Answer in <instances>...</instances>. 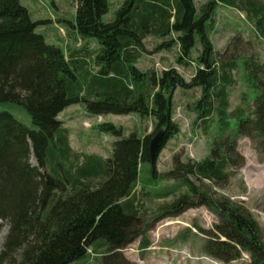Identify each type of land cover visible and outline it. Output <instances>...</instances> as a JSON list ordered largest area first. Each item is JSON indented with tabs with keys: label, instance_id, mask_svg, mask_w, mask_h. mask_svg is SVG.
I'll list each match as a JSON object with an SVG mask.
<instances>
[{
	"label": "trees",
	"instance_id": "obj_1",
	"mask_svg": "<svg viewBox=\"0 0 264 264\" xmlns=\"http://www.w3.org/2000/svg\"><path fill=\"white\" fill-rule=\"evenodd\" d=\"M77 2L75 22L69 27L80 38L95 40L94 51L84 46L68 53L47 44L36 32L44 23L32 21L20 0H0V108L20 107L32 123L29 128L0 111V232L3 225L9 229L1 259L6 264H74L90 259L89 252L110 253V264H118L121 257L116 252L130 244L142 222L135 190L144 165L150 166L145 186L157 183L155 161L149 154L152 136L124 137L122 128L104 124L101 129L117 138L111 157L78 154L59 120L70 106L83 104L89 115L98 117L134 113L153 117L156 132L165 131L163 147L178 132L172 112L174 93L197 88L201 90L198 121L216 120L218 138L228 136L233 128L235 135L257 138L264 153V80L257 76L264 66L247 65V70L255 68L250 75L256 92L252 114L229 113L228 88L235 65L217 60L208 34L217 4H223L244 12L264 37L262 0L210 1L201 9L194 0H125L110 23L103 21L110 0ZM148 36L166 40L162 48L177 45L189 60L199 39L202 49L190 83L175 70L158 77L136 66ZM219 148L221 144L204 161L189 162L170 173L184 179L203 204L207 203L204 194L188 178L227 180L229 155H218ZM32 158L37 167L31 165ZM190 199V194L184 195L171 212L181 211ZM219 208L226 228L234 230L230 240L237 244L216 242L210 247L211 256L232 262L239 258L240 248L251 255L250 264H264V245L255 221L225 204ZM222 234L230 237L226 231Z\"/></svg>",
	"mask_w": 264,
	"mask_h": 264
},
{
	"label": "rangeland",
	"instance_id": "obj_2",
	"mask_svg": "<svg viewBox=\"0 0 264 264\" xmlns=\"http://www.w3.org/2000/svg\"><path fill=\"white\" fill-rule=\"evenodd\" d=\"M77 1L20 0L29 11L32 21L44 23L36 32L45 37L47 44L60 47L68 53L69 49L80 51L84 46L94 51L97 44L95 40L82 39L69 27L68 23L75 22ZM194 1L197 8L201 9L210 1L217 0ZM124 2L110 0V9L103 21L112 22ZM210 27L208 34L217 60L235 65V70L231 72L233 83L228 88V112L244 110L249 117L254 109L256 92L250 82V75L255 74V68L247 70V65L264 66V37L244 12L223 4H217ZM164 41L148 36L144 41L145 53L140 56L136 66L158 77L165 71L175 70L185 82L190 83L197 70L195 59L202 49L199 39L192 52V60L183 58L177 45L170 49L160 47ZM89 63L92 65L91 70L96 72L92 62ZM257 76L264 80V72L257 73ZM200 97L201 90L197 88L178 89L173 95V121L178 132L163 147L161 145L154 159L156 184L145 186L148 185L145 173L150 172V166L142 167L140 183L135 190L142 222L130 244L116 252L121 257L118 264H250L251 255L240 248L239 258L232 262L224 263L211 256L210 247L216 242H228L232 246L237 244L230 240L234 230L226 228L228 223L224 211L219 208L222 204L255 221L264 245V153L261 142L257 138L235 135V128L228 136L218 138L216 120L198 121L196 103ZM2 110L11 113L25 126L32 127L30 118L20 107L3 106L0 108ZM59 120L68 130L70 145L76 153L104 160L111 157L117 138L102 130V125L110 123L122 128L124 137L131 134L140 138L151 135L152 140L161 131L156 132V120L153 117H141L135 113L92 116L86 112L83 104L68 107ZM217 144L222 147L218 149V155H229L228 179L210 182L192 176L188 178L191 186L204 194L207 203L203 204L199 194L189 191L184 179L174 178L170 173L181 165L202 162L211 157ZM31 165L38 166L34 158L31 159ZM186 194H190L192 199L181 211L172 213L170 207L177 206ZM222 230L230 237H224ZM8 232V227L3 225L0 232V264H6L1 255ZM20 253L17 255L18 261ZM89 256L90 259L74 264L112 262L110 253L97 256L89 252Z\"/></svg>",
	"mask_w": 264,
	"mask_h": 264
},
{
	"label": "water",
	"instance_id": "obj_3",
	"mask_svg": "<svg viewBox=\"0 0 264 264\" xmlns=\"http://www.w3.org/2000/svg\"><path fill=\"white\" fill-rule=\"evenodd\" d=\"M165 136V131L161 130L155 137L154 139L151 141L150 143V147H149V154H150V159L152 161H154V159L156 158L158 151L162 145L163 139ZM35 161V159H34Z\"/></svg>",
	"mask_w": 264,
	"mask_h": 264
}]
</instances>
